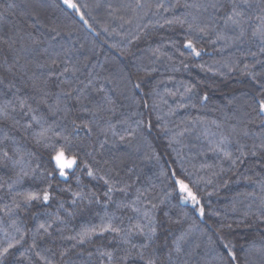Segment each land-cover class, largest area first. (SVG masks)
<instances>
[{
    "label": "trees",
    "instance_id": "1",
    "mask_svg": "<svg viewBox=\"0 0 264 264\" xmlns=\"http://www.w3.org/2000/svg\"><path fill=\"white\" fill-rule=\"evenodd\" d=\"M76 2L87 5L81 11L85 13L91 29L60 0H0V37L7 38L20 32L17 40L29 46L26 52L14 51L0 40V79H5V84L12 82L16 86L9 91L5 85H0V105L5 100L14 99L13 93L17 89L19 95L38 96L29 79L33 73L37 84L52 93L61 87L67 88L64 77H53L46 85L43 83L50 71L45 63L49 56L69 59L70 64L81 69L78 74L81 79L86 78L89 70L98 72L101 79L97 83L101 84H104V77L120 84L122 78L131 74L142 84L135 102L117 88L111 93L115 104L108 105L103 100L104 94L98 93L93 86L88 90L84 103L91 107L90 101L99 102L114 111L102 112L101 116L92 118L78 111L80 105L72 101L69 102L72 109L69 119L63 120L59 115L49 117V124L56 132L70 135L71 147L82 161L91 160L93 164L99 161L97 167L118 172L121 186H129V198H134L136 189H140L147 190V196L153 202L163 201L155 210L157 236L145 254L146 257L153 256L156 264H168V253L181 236L184 237L179 241L183 251L179 256L172 253L174 264H222L213 248L219 249L220 238L224 237L234 245L239 264H244L245 260L249 264H264V215L261 214L264 212V148L257 147L256 155L250 154L253 145L264 144V129L259 127V120L247 123L246 113L251 110L246 101L255 94L257 85L242 71L247 63L249 70L257 73V80L264 79V53L259 50V41L251 38L252 26L259 23L256 17L264 14V0H235L249 18L245 37L235 43H213L212 32L198 36L197 48L201 51L198 58L189 55V50L182 47L185 29L165 21L186 12H195L185 4L204 3L206 0H140L144 5L141 9H135L136 0ZM161 3L165 7L157 9L156 5ZM230 7L231 4L226 3L223 11ZM223 11L217 13V17L222 16ZM212 12L209 9L203 16L208 17ZM34 18L40 24L33 26ZM129 18L132 23L127 22ZM215 23L223 28L219 19ZM52 26H57L61 34L49 44L48 29ZM105 28L108 30L104 31ZM227 31L232 33L235 30ZM31 37H35L36 43ZM16 60L20 65L30 62L28 75L12 67ZM85 64H88L87 69ZM92 65L96 67L93 69ZM66 75L69 81L76 83L71 73ZM111 86L105 85L106 88ZM205 95L207 101L203 100ZM55 100V95L49 97L50 103H55ZM145 101L147 107L144 106ZM29 102L35 105L34 100ZM41 111L46 113L47 110L41 106ZM16 115L20 118L19 113ZM77 117L91 120L95 134L89 137L81 131L78 137L75 136L71 120ZM109 120L116 126V135L109 130ZM234 127L236 132L232 133ZM245 128L249 133L247 136L242 134ZM4 133L15 136L24 150L34 153L30 167L25 165L29 172L27 176H20L19 166L5 160L0 153V221L11 235H18L9 227L13 219L22 228H33V215L55 212L59 202L67 200L70 193L53 191L56 199L50 206L34 205L26 211L17 210L16 215L6 214L4 206L12 204L15 191L40 186L43 180L39 174L50 171L51 165L47 151L17 131L11 119L0 120V137ZM230 133L233 143L225 147L232 153V159L210 150V145L215 147L222 135ZM105 140L107 142L101 147ZM236 141L246 146L244 157H240ZM5 147L11 154V143L0 144V149ZM88 152L93 155L87 156ZM232 160L237 162L233 164ZM33 168L37 169L36 174L32 173ZM172 171L177 173V178L189 183L197 194L205 209L203 219L197 210L177 199L169 178ZM76 175L81 177L82 189L102 194L105 188L102 181L91 180L82 171H77ZM18 179L22 182L15 184L10 191L9 185ZM52 184L53 189L70 186L72 191L78 190L71 175L68 182L56 176ZM170 192L172 195L168 196ZM124 195L116 193L115 198L120 199ZM81 207L82 211L67 221L64 235L74 234L82 225L98 222L97 213L103 215L101 205H88L85 201ZM47 218L46 215L41 216V220ZM60 236L59 232L53 231L52 237L38 241L41 247L33 252H25L31 243L27 237L22 245L11 250L5 264H44L36 257V251L51 258L53 264H100L95 249L101 238H94L95 244L73 248L74 241L63 240ZM3 239L0 232V241ZM47 248H52L56 254L53 256L44 251ZM65 250L68 254L61 259L60 253ZM89 252L93 254L89 256ZM136 264L143 262L137 261Z\"/></svg>",
    "mask_w": 264,
    "mask_h": 264
},
{
    "label": "snow or ice",
    "instance_id": "2",
    "mask_svg": "<svg viewBox=\"0 0 264 264\" xmlns=\"http://www.w3.org/2000/svg\"><path fill=\"white\" fill-rule=\"evenodd\" d=\"M61 2L67 9L77 13L80 20L91 29V25H89L88 21L85 19V13L81 11V8H86L87 5H80L76 0H61ZM226 3H230L231 7L227 11H223ZM143 7L144 5L140 0H136L135 9H141ZM156 7L157 9H161L165 6L161 3L157 4ZM185 7L195 9V12H186L179 17L167 19L165 23L169 25L179 24L185 29V39L181 43L184 49L189 50V55L191 56L198 58L201 55V51L197 48L198 36L208 35L209 32H212L214 34L213 43L217 41H231L235 43L242 40L246 35L245 25L248 23L249 18L240 7V4L236 3L235 0H206L204 3L185 4ZM169 8H171V5H169ZM135 9H133L134 12ZM209 9H212L213 12L208 17H204L203 13L208 12ZM222 11L223 15L217 17V13ZM217 19L222 22V29L215 23ZM256 19L259 23L252 26L251 38L259 41V50L264 53V14L257 16ZM127 22L132 23V19L129 18ZM36 24H40V21L34 18L33 26ZM227 29H234L235 31L229 33ZM107 30V28L104 29V31ZM48 32L50 33L47 40L49 44H51V41L56 40L61 34L57 26L50 27ZM19 35L20 32H16L7 38L0 37V40L14 51L26 52L29 50V46L17 40ZM31 38L33 43H36L35 37ZM17 45L19 46L17 47ZM44 52L47 53L48 49L45 48ZM250 54L253 56L256 55V53ZM153 55H155V52ZM180 55L183 56L184 52L181 51ZM28 63L30 62L26 61L25 65H20L19 60H16L12 67H17L24 75H28ZM45 63L50 71L43 80V83L46 85L48 80L53 77H64V82L68 84V87H61L59 91L52 93L47 88L40 87L37 84L34 78L35 74L33 73L32 76H29V79L32 80L33 90L39 95L22 96L19 95V89H17V91L13 93L14 99L5 100L3 104L0 105V120L11 119L17 131H20L24 136L30 137L35 146L46 150L51 170H45L44 173L39 174L40 178L43 180L40 186L28 190L17 189L12 197V204L5 205L4 211L8 215H16L17 210L26 211L31 209L34 205L50 206L51 201L56 199L53 195V191L58 194L69 192L70 196L67 200L59 202L58 209L55 212H37L33 215V228H22L17 225L15 219H13L9 227L18 235H11L9 231L2 226L3 222L0 221V232H2L4 236V239L0 241V264H5L11 250L18 245H22L27 237H30L31 243L28 245L25 252H33V250L41 247L38 241H43L46 237H52L53 231L59 232L61 234L60 238L63 240L74 241L72 245L73 248L86 244H95L96 240L94 238H101V243L95 249L100 257V264H136L137 261H142L143 264H156V260L153 256L149 255L146 257L145 254L146 251L153 246L157 236L158 225L155 210L160 207L163 201L159 203L153 202L148 198L147 190L141 191L140 189H136L134 198H129L127 196V188L129 186H121L120 180L117 179L119 176L118 172H115V170L105 171L103 168L97 167L96 165L99 164V161H96V164H93L91 160L87 162L82 161L78 153L71 147L70 135H65L63 132H56L54 127L48 122L49 117H56L58 115L61 119L68 120L72 112V109L69 107V102L72 101H74L76 105H80L77 109L78 111L92 118L101 116L102 112L114 111L113 108L104 107L99 102L90 101L91 107L89 104L84 103L87 99L86 94L88 90L92 89L93 86H95L98 93L104 94L103 100L106 101L108 105H114L115 100L111 93L116 92L117 88H121L123 90L121 94L135 102V98L140 93L142 84L135 81L131 74L126 78H122L120 84H117L108 77L103 78L104 84L97 83V81L101 79L100 74L92 70L86 72L85 79H81L80 75H78L81 73V69L75 64H70L67 58L61 60L57 56H49ZM255 63H260V61H256ZM84 67L87 69L88 64H85ZM95 67V65H92L93 69ZM10 70L11 69H9V71ZM242 71H245L257 85L255 87V94L251 95L246 101L247 107L251 110L246 113L248 117L247 123H253L255 120H259L261 122L259 127L264 129V79L257 80V73L250 71L247 63L243 65ZM68 73H71L76 83L68 80L66 75ZM0 85H5L9 91L16 87L12 82L5 84V79H0ZM105 85L112 86L106 88ZM52 95L56 97L55 103L49 102V97ZM29 100H34L35 105L30 103ZM203 100L207 101L208 97L205 95ZM41 106L46 108V113L41 111ZM144 106H148L146 101L144 102ZM17 113H19L20 118H17ZM78 120L79 123L77 122ZM71 125L73 133L77 137L81 131L89 137L95 134L91 120L87 119V117L72 119ZM108 125L109 130L112 131V135H116L115 124L109 120ZM217 127H220V125H217ZM231 132H236L235 127L232 128ZM103 134L106 136L107 132H103ZM242 134L244 136L249 134L247 128L242 130ZM6 141L10 142L13 146L12 153L10 154L6 147L2 148L0 149L2 157L5 160L11 161L14 166H19L20 176L29 175L25 165L30 167V158L34 153L24 150L16 137L9 133H4V135L0 137V144ZM106 142V140L102 141L100 146L103 147ZM231 143H233L231 133L222 135L215 147H211L210 145V150L222 153L227 159H232V153L225 147V145ZM236 143L238 144L237 151H239L240 157H244L247 154L244 151L246 146L240 144L239 141H236ZM257 147L264 148V144L253 145V150L250 153L251 155H256L255 148ZM86 155L92 156L93 154L92 152H88ZM237 159H239V157ZM236 162V160H232L233 164ZM31 171L33 174H36L37 169L33 168ZM77 171H82L83 174L91 180L102 181L105 186L102 194L82 189L80 187L82 184L81 177L76 175ZM113 172L115 174H113ZM70 175L74 176L78 190L72 191L70 186L67 188L53 189L52 179L54 177L58 176L62 181L68 182ZM169 178L171 179L173 191L176 193L177 199L183 204L191 202L193 209L197 210L200 218L203 219L205 209L201 205V201L197 194L189 186V183H186L182 178H177V173L175 171L170 173ZM21 182L22 181L19 179L13 181V183L9 185V190L12 191L13 186ZM116 193H124L125 195L120 199H116ZM167 195L171 196L172 193H167ZM85 201L88 205L93 203L101 205L103 215L97 213V216H99L98 222L82 225L74 234L64 235L63 231L64 227H67V221L75 217L78 211H82L81 206ZM66 204L68 206H66ZM110 205L112 206L111 208ZM128 213L132 215H128ZM261 214L264 215V212ZM42 215H46L48 218L41 220ZM137 237L140 238L139 242L137 241ZM183 239V236L178 237L173 248L169 251L167 258L168 264H174L173 252H175L177 256L182 253L183 249L179 241ZM104 241H107V243H104ZM44 251L51 253L53 256L56 254L53 252L52 248L44 249ZM213 251L220 258L222 264H239L238 256L234 251V245H231L226 237L220 238V248H213ZM67 254V250L61 252V259ZM92 254L91 252L88 253L89 256ZM23 255L24 253H21V256ZM35 255L38 259L43 260L44 264H53V260L49 257L42 256L40 251H36ZM244 264H249V262L245 260Z\"/></svg>",
    "mask_w": 264,
    "mask_h": 264
},
{
    "label": "rangeland",
    "instance_id": "3",
    "mask_svg": "<svg viewBox=\"0 0 264 264\" xmlns=\"http://www.w3.org/2000/svg\"><path fill=\"white\" fill-rule=\"evenodd\" d=\"M60 1H61V0H60ZM65 7H66V6H65ZM68 10H70V9H68ZM70 11H72V10H70ZM186 205H188V206H190V207H193L192 204H191V202L187 203Z\"/></svg>",
    "mask_w": 264,
    "mask_h": 264
},
{
    "label": "water",
    "instance_id": "4",
    "mask_svg": "<svg viewBox=\"0 0 264 264\" xmlns=\"http://www.w3.org/2000/svg\"><path fill=\"white\" fill-rule=\"evenodd\" d=\"M61 179V178H60ZM64 182V181H63ZM183 204V203H182Z\"/></svg>",
    "mask_w": 264,
    "mask_h": 264
}]
</instances>
